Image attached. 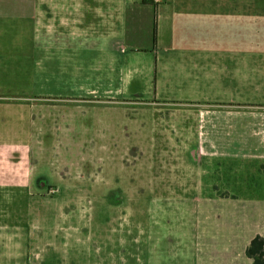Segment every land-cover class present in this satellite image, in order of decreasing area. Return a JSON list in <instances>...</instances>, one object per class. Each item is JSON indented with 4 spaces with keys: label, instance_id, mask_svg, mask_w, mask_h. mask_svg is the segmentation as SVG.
Here are the masks:
<instances>
[{
    "label": "crops",
    "instance_id": "obj_1",
    "mask_svg": "<svg viewBox=\"0 0 264 264\" xmlns=\"http://www.w3.org/2000/svg\"><path fill=\"white\" fill-rule=\"evenodd\" d=\"M20 1L0 0V50L2 20L17 18ZM64 1L85 10L75 25L89 31L86 49L108 63L137 67L121 91L89 94L121 97L136 82L135 92L148 88L151 117L166 108L176 119L192 112L202 121L183 134L174 125L154 131V146L165 151L153 192L176 196L177 212L162 264H252L246 249L255 237L264 240V0ZM63 23L69 27L67 16ZM50 100L63 99L33 96L0 79V102L35 109ZM6 130L13 140L18 129L0 126V195L18 193L17 145L4 142ZM1 207L0 264H27L18 224L9 214L3 218Z\"/></svg>",
    "mask_w": 264,
    "mask_h": 264
},
{
    "label": "rangeland",
    "instance_id": "obj_2",
    "mask_svg": "<svg viewBox=\"0 0 264 264\" xmlns=\"http://www.w3.org/2000/svg\"><path fill=\"white\" fill-rule=\"evenodd\" d=\"M78 5L25 0L17 4V18L2 20L0 79L33 96L63 100L35 109L0 102V126L18 129L15 139L6 130L3 140L17 145L13 156L19 163L13 170L18 193L0 195L1 215L17 222L27 264H162L177 212L176 196L153 192L159 152L165 151L154 146V131L174 125L183 134L202 121L192 112L176 119L166 108L149 118L154 107L147 102L148 88L135 92L136 82L121 97L89 94L121 91L137 67L108 63L86 49L89 31L75 25L78 13L85 15ZM45 44L52 45L50 52ZM144 114L145 122L138 121ZM139 133L142 140L135 139ZM40 182L44 187L37 190Z\"/></svg>",
    "mask_w": 264,
    "mask_h": 264
},
{
    "label": "trees",
    "instance_id": "obj_3",
    "mask_svg": "<svg viewBox=\"0 0 264 264\" xmlns=\"http://www.w3.org/2000/svg\"><path fill=\"white\" fill-rule=\"evenodd\" d=\"M246 256L252 260V264H264V240L261 237L257 236L250 242Z\"/></svg>",
    "mask_w": 264,
    "mask_h": 264
},
{
    "label": "flooded vegetation",
    "instance_id": "obj_4",
    "mask_svg": "<svg viewBox=\"0 0 264 264\" xmlns=\"http://www.w3.org/2000/svg\"><path fill=\"white\" fill-rule=\"evenodd\" d=\"M36 185V184H35ZM33 187H34V185H33ZM43 187H44V183H42V182H40V183H38L37 185H36V188H37V190H41V189H43ZM113 201L114 202H118V198L116 197L115 199H113ZM114 204V203H113Z\"/></svg>",
    "mask_w": 264,
    "mask_h": 264
},
{
    "label": "built area",
    "instance_id": "obj_5",
    "mask_svg": "<svg viewBox=\"0 0 264 264\" xmlns=\"http://www.w3.org/2000/svg\"><path fill=\"white\" fill-rule=\"evenodd\" d=\"M146 2H151V3H159V2H162L164 0H144Z\"/></svg>",
    "mask_w": 264,
    "mask_h": 264
},
{
    "label": "water",
    "instance_id": "obj_6",
    "mask_svg": "<svg viewBox=\"0 0 264 264\" xmlns=\"http://www.w3.org/2000/svg\"><path fill=\"white\" fill-rule=\"evenodd\" d=\"M146 115L147 114H144L142 118L140 117V119L145 120L146 119ZM151 115H152L151 112H149V118H151Z\"/></svg>",
    "mask_w": 264,
    "mask_h": 264
}]
</instances>
